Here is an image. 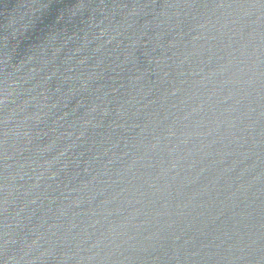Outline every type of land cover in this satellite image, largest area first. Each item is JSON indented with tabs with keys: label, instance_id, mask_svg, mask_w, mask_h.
I'll list each match as a JSON object with an SVG mask.
<instances>
[{
	"label": "water",
	"instance_id": "1",
	"mask_svg": "<svg viewBox=\"0 0 264 264\" xmlns=\"http://www.w3.org/2000/svg\"><path fill=\"white\" fill-rule=\"evenodd\" d=\"M0 264H264V0H0Z\"/></svg>",
	"mask_w": 264,
	"mask_h": 264
}]
</instances>
